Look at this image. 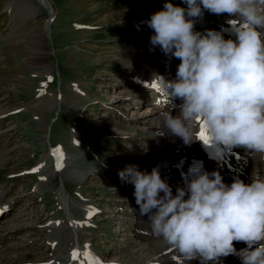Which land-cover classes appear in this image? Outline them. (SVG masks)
Returning <instances> with one entry per match:
<instances>
[{"label": "rangeland", "instance_id": "rangeland-1", "mask_svg": "<svg viewBox=\"0 0 264 264\" xmlns=\"http://www.w3.org/2000/svg\"><path fill=\"white\" fill-rule=\"evenodd\" d=\"M46 1L48 35L45 7L0 0V203L9 208L0 217V240L15 235L0 243V264H66L76 240L101 264H148L156 252L166 257L171 247L148 232L134 186L119 176L128 165L142 171L160 162L150 148L167 131L159 102L145 98L133 79L166 74L178 63L150 44L146 21L166 0ZM210 14L191 18L194 31H207L201 25L214 19ZM132 92L142 94L141 102ZM137 118L146 121L135 124ZM244 154L239 159L246 162ZM53 155L74 156L81 181L53 167ZM53 220L57 233L43 232ZM24 239L31 242L17 248Z\"/></svg>", "mask_w": 264, "mask_h": 264}, {"label": "clouds", "instance_id": "clouds-1", "mask_svg": "<svg viewBox=\"0 0 264 264\" xmlns=\"http://www.w3.org/2000/svg\"><path fill=\"white\" fill-rule=\"evenodd\" d=\"M186 8L166 0L146 21L150 44L180 61L176 78L167 81L182 103L179 115L163 113L164 126L185 144L202 123L213 143L241 148L264 160V0H182ZM238 17L235 39L215 30L194 31L203 11ZM185 187L128 165L121 180L134 186L133 196L152 234L162 238L185 261L221 264L237 257L240 264H264V175L245 183L234 177L226 184L218 171L190 170ZM161 193L163 195H161ZM187 197V198H185ZM235 243L246 247L237 250Z\"/></svg>", "mask_w": 264, "mask_h": 264}, {"label": "bare ground", "instance_id": "bare-ground-1", "mask_svg": "<svg viewBox=\"0 0 264 264\" xmlns=\"http://www.w3.org/2000/svg\"><path fill=\"white\" fill-rule=\"evenodd\" d=\"M38 2H39L38 4L45 7L47 9V11L49 12V15L52 16V10H51V7H49L50 5L48 6V4H47L48 2L46 0H39ZM210 16L214 17V19H212V21H209L208 23H206L207 25L206 24L201 25L202 27H206L205 30L219 31L223 34L225 39H235L234 29H235V27H237L240 24V20L238 17L229 16L227 13L220 14V15H216V14L211 13ZM47 20L49 22L50 19H47ZM46 24H47V22H46ZM44 31L46 33L45 29H44ZM198 32L204 33V31H202V30H199ZM179 63H180V61L178 60V63L172 64V66L175 68V66L179 65ZM172 66H171V68H172ZM171 68L167 69L166 74L153 75L148 80L141 79L140 77L139 78L134 77V79H133L134 83H135L134 87H136L138 89V91H140V89H141L142 93L145 92V93H143L145 98H150L153 101L158 100L159 104H157V106L159 108L158 111L161 115L165 112L169 113L170 115L172 113H175V111L170 112L172 109L170 111L167 110L169 107H172V106H174V109L176 110V112H177V110L179 111L178 106L182 103V100H180L179 98H173L172 97L170 89L168 87L167 81H171V80L176 78L177 69L172 70L173 76L171 78L169 77L170 74L168 73V71ZM139 79H141V80H139ZM151 92L153 93V95H156V97L153 96L152 94H150ZM132 93H133V96L135 95L134 100L141 102L142 98H140V99H137V98H139V96H141L142 94L138 95V92H132ZM135 106H132V108H134ZM162 108H165V110L163 111ZM141 121L145 122L146 119H144V120L142 119ZM141 121L138 120V118H137V122L136 121H134V122H135V124H137L138 122H141ZM159 121H161V120H159ZM143 125H145V124H143ZM44 130H45V128H44ZM201 131H204L205 135L208 137L207 142H204L203 140H201V138L199 136V133ZM160 132H164V131L160 130ZM76 135L78 136L79 134H76ZM161 135H162L161 139L164 142L163 143H157L155 146H151L150 148L156 150L155 151L156 152V155H155L156 158H158V156H159L160 162L158 163L159 165H157V166H159L161 178L164 180L165 176H169V179L172 181V184H177L178 182L181 181V179H184L187 176L188 171L191 167H195V164H197V163L200 164V163L205 161V148H206L207 143L209 142L211 137L208 135L207 130L202 123H198L193 127V136H192L193 142L190 144H185L183 142V140H181L180 138H178V139L176 138L175 140H172L171 139L172 137L168 138L167 133H164ZM75 138H76V140H80L78 137H75ZM43 141L47 142L48 139L44 138ZM154 142L156 143L157 140H154ZM241 153L243 154V152H241ZM244 155H246V162L241 161V160H244L245 158L244 159L240 158L239 160L241 161V163L246 168L245 176H246L247 183H249L250 177L252 174L264 175V160H262L261 155L257 154V153H252L251 155L250 154H244ZM49 156L52 159V156L51 155H49ZM53 156L55 157V159L53 158L54 159L53 161L56 163L55 166L58 167V170H60L62 172V174L64 176H66V178L72 176V177H74L73 179H75L77 181H81V179L84 175L77 172V170H78V169H76L77 165L73 164V162H74L73 159H75L74 156H69V155L68 156L67 155H63V156L53 155ZM238 156H239V153H238ZM233 161L236 163L238 161V159L233 158ZM145 170L148 172H151L152 169L147 170L146 168H144V170H142V171H145ZM43 180L39 179V184L42 183ZM177 187H180V186H175L174 188L177 189ZM57 198H58V200H61V204H60L61 207L63 206L65 208L66 203L63 201V197L59 195ZM58 206H59V204H58ZM8 210H9V208H7V205L5 203L4 204L0 203V217L3 214H5ZM86 210H88V209H86ZM67 219H68L70 225L72 226L73 230H75V225H74L73 221L70 219L69 214L67 215ZM57 223H58L57 221L53 220V221H50V223H49L50 225H52V227L50 225L42 226L43 232H45V233L48 232L47 234H53L54 233V235H55L57 232H55L54 230H57V229H55L58 226ZM53 224H55V225H53ZM47 226H49L48 229H46ZM14 227H16V226H11L8 228L7 235H9V233L12 232V231H9V229L14 228ZM77 228H78V226H77ZM148 232L150 234H152L151 230ZM142 235L145 236V234H143V233H142ZM147 235H148V233H147ZM14 237H15L14 234L9 235V237H8L9 239L3 237V238H1L0 243H2V241H4L3 239L10 240V238L13 239ZM148 237H149V235H148ZM26 239H24V244L23 245L19 244V247H17V248H23L24 246H27L31 242V241H28ZM13 240H15V239H13ZM234 244H235V247L237 250H240V249L246 247V245L242 242H240V243L234 242ZM80 248H82V247H80L78 245L77 240H76L74 243L73 251L71 252L66 264H75V263L86 264V262L88 264H101L99 262V260H96V259L93 260L91 258V256H93V255H90L89 252L85 248H82V250L85 253H87V252L88 253L86 254L85 261H84V259L82 260L81 256H80V254H81ZM164 252L166 254V257H163V255L162 256L155 255V254H157V252L154 255L152 254L151 257L148 259V261H149L148 264H194L197 262V260H192L190 262L185 261L172 247H171L170 252H168V251L167 252L164 251ZM175 258H177L178 260ZM221 264H240V260L237 257L230 255L228 257H222L221 258Z\"/></svg>", "mask_w": 264, "mask_h": 264}, {"label": "snow or ice", "instance_id": "snow-or-ice-1", "mask_svg": "<svg viewBox=\"0 0 264 264\" xmlns=\"http://www.w3.org/2000/svg\"><path fill=\"white\" fill-rule=\"evenodd\" d=\"M199 136H200L201 140H203L204 142H207L208 137L205 135V132L204 131H201L199 133Z\"/></svg>", "mask_w": 264, "mask_h": 264}, {"label": "water", "instance_id": "water-1", "mask_svg": "<svg viewBox=\"0 0 264 264\" xmlns=\"http://www.w3.org/2000/svg\"><path fill=\"white\" fill-rule=\"evenodd\" d=\"M36 1H38V0H36ZM46 22H47V24H48V20H46ZM46 22H45V28H47V24H46Z\"/></svg>", "mask_w": 264, "mask_h": 264}]
</instances>
